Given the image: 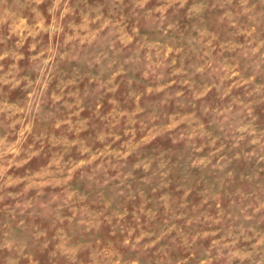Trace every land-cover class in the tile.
<instances>
[{
    "label": "rangeland",
    "instance_id": "rangeland-1",
    "mask_svg": "<svg viewBox=\"0 0 264 264\" xmlns=\"http://www.w3.org/2000/svg\"><path fill=\"white\" fill-rule=\"evenodd\" d=\"M0 264H264V0H0Z\"/></svg>",
    "mask_w": 264,
    "mask_h": 264
}]
</instances>
